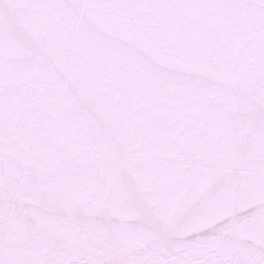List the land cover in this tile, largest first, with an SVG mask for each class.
<instances>
[{
  "label": "snow or ice",
  "instance_id": "6c2138e0",
  "mask_svg": "<svg viewBox=\"0 0 264 264\" xmlns=\"http://www.w3.org/2000/svg\"><path fill=\"white\" fill-rule=\"evenodd\" d=\"M0 264H264V0H0Z\"/></svg>",
  "mask_w": 264,
  "mask_h": 264
}]
</instances>
